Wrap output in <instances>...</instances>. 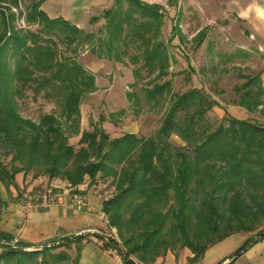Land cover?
I'll use <instances>...</instances> for the list:
<instances>
[{
  "label": "trees",
  "instance_id": "16d2710c",
  "mask_svg": "<svg viewBox=\"0 0 264 264\" xmlns=\"http://www.w3.org/2000/svg\"><path fill=\"white\" fill-rule=\"evenodd\" d=\"M44 1L31 0L24 11L21 0H0V151L11 156L10 167L0 160V182L16 186L21 172L47 176L49 187L59 189H74L87 179L90 185L107 180L114 190L102 211L121 243L95 235L124 264H135L134 257L150 264L178 247L191 250L189 264H195L209 247L233 234L253 233L234 252L228 263L233 264L264 238V229L257 231L264 220V123L232 116L202 88L173 91L167 79L172 55L160 39L165 25L160 4L115 0L89 21L92 26L103 19L102 27L88 31L62 17L50 18L41 9ZM22 17L25 29L16 26ZM207 35L206 28L198 32L196 47ZM132 45L138 53L130 51ZM84 49L98 59L126 63L127 57L135 65L132 87L144 79L143 71L154 76L140 92L127 93L135 116L145 103L152 110L168 103L152 136L126 132L112 137L102 126L104 117L81 131L83 99L99 90L96 76L78 60ZM239 76L244 81L234 88L236 103L249 114L257 113L264 107L261 74ZM27 91L56 102L60 113L44 114L39 121L24 117L19 100ZM214 107L224 110L216 125L209 117ZM126 113L121 109L110 117ZM76 135L79 147L69 141ZM172 136L184 145L173 144ZM54 179L68 186L51 184ZM90 235L27 251V244L7 246L12 235L0 232V264H79L66 250Z\"/></svg>",
  "mask_w": 264,
  "mask_h": 264
},
{
  "label": "rangeland",
  "instance_id": "374dc122",
  "mask_svg": "<svg viewBox=\"0 0 264 264\" xmlns=\"http://www.w3.org/2000/svg\"><path fill=\"white\" fill-rule=\"evenodd\" d=\"M164 8L165 25L162 28L161 41L165 44L172 55L170 76L167 79L172 80V89L175 92H183L189 88H202L209 96L216 99L223 109L240 119L254 118L260 123H264V115L260 109L257 113L249 114L236 101L238 96L234 88L240 85L244 80L239 74H261L264 70V53L259 51L256 43L251 36L249 23L243 22L237 15L240 10L239 3L244 5L247 0H153ZM23 10L31 4V0H21ZM103 19H100L94 25H88V31H97L102 27ZM16 26L17 21H16ZM178 28V29H177ZM208 29V35L200 47H196L195 36L202 29ZM36 29V27H32ZM247 31V34L245 33ZM182 36V38H181ZM60 50L64 45L59 43ZM132 53H138L137 48L130 46ZM246 52L248 56L240 55ZM97 57L89 50L84 49L79 53L78 60L87 65L97 61ZM104 60L101 72H106L99 81V90L86 94L81 105V131L91 128V125L97 124L101 117L105 118L102 126L112 137H118L127 131H138V135L146 137L152 136L159 128L163 113L168 103L159 110H152L145 103L144 111L135 116V108L127 98L129 91L140 92L143 85L154 76H149L147 71H143V80L139 81L136 87L131 85L136 81L134 76L135 65L121 63L111 59ZM88 68V67H87ZM111 72V78L109 73ZM189 77V80H187ZM20 112L26 118L39 121L40 117L48 113H60V107L54 101L47 100L43 94L34 97L31 91H27L26 97L19 100ZM121 109L127 110L125 115H117L111 119L110 114L116 113ZM219 107L209 113L213 124H218L224 116V110ZM137 110V109H136ZM119 124H116V123ZM80 135L70 137V143L79 147L78 141ZM171 141L175 145H184L177 136H172ZM0 160L3 164L10 167L11 156H4L0 151ZM19 173V183L16 186L6 187L0 182V215L6 211L7 207H17L21 204L24 194L43 190L49 187L47 176L40 175L34 177L33 172L25 174ZM23 179V180H22ZM22 180V181H21ZM97 187L94 191L97 194H103L104 197L111 196L114 188L110 182L95 183ZM77 190V189H75ZM3 198L6 200L2 199ZM83 198L87 201L85 195ZM84 212V211H83ZM86 214L85 216H87ZM79 218L82 214L78 215ZM90 216V215H88ZM96 218L99 219V216ZM106 225L107 231H103V236L109 239L116 238L115 231ZM264 229V220L257 231ZM101 231H99V234ZM245 233H236L233 243H226L225 256L231 257L233 253L242 245L243 241L253 235L247 233L245 239L236 240ZM101 235V234H100ZM235 235V234H234ZM63 239L53 241V243H62ZM101 243L104 240H100ZM105 242H107L105 240ZM185 248H176L180 251ZM2 248L0 247V252ZM57 249L54 253L59 252ZM64 250V248L62 249ZM72 255L76 254L75 249ZM71 256V255H70ZM71 258V257H70ZM74 260V259H71ZM64 263V264H69Z\"/></svg>",
  "mask_w": 264,
  "mask_h": 264
},
{
  "label": "crops",
  "instance_id": "0c3cea01",
  "mask_svg": "<svg viewBox=\"0 0 264 264\" xmlns=\"http://www.w3.org/2000/svg\"><path fill=\"white\" fill-rule=\"evenodd\" d=\"M149 4H156L153 0H143ZM115 0H45L41 9L50 17H62L72 22L82 29H87L89 21L92 17L101 16L104 10L113 7ZM240 10L237 11L238 17L245 23H249L251 28V36L256 43L259 51L264 53V0H247L242 5L239 3ZM247 34V31L245 32ZM104 60L94 61L93 64L87 65V69L96 76V84L99 86L100 79L108 75L101 72ZM111 72L109 78H111ZM262 81L264 85V70L262 72ZM116 124H119L118 122ZM127 133L138 134V131H127ZM19 174L15 180L18 185ZM23 173L22 177H24ZM23 180V179H22ZM21 180V181H22ZM98 182H109L101 180ZM96 182V183H98ZM53 185L58 187H67L65 181L54 179ZM97 185L89 184L87 179L83 184L75 187L85 195L87 199V208L77 211L71 206L51 205L39 209L20 210L18 207H7L6 211L0 215V232L12 235V239H18L20 244H27L32 248L44 246L47 243L72 238L81 234H93L87 236L82 243L73 242L71 247L67 249L70 259L78 257L79 264H124L121 255L114 249L105 250L101 241L95 234L103 235V231H107V216L102 211V203L108 197L103 194H97L95 188ZM4 202L6 200L3 198ZM82 216L79 218L78 215ZM86 214L90 216H85ZM99 216V219L96 218ZM109 227V226H108ZM236 234L228 237L224 241L217 243L208 248L203 258L195 264H228L232 260L231 257L225 256L224 252L227 248L226 243H233L232 240ZM246 238V233L236 238L237 242ZM230 239V240H229ZM229 240V241H228ZM246 240V239H245ZM228 241V242H226ZM244 242V241H243ZM80 251L78 252V248ZM75 249L76 254L72 255ZM62 250V248H61ZM234 254V253H233ZM194 254L188 248L180 251H168L165 255L159 256L150 264H189V259ZM135 264H145L137 258H133ZM233 264H264V238L256 241L248 250L239 256Z\"/></svg>",
  "mask_w": 264,
  "mask_h": 264
},
{
  "label": "built area",
  "instance_id": "2783aa9c",
  "mask_svg": "<svg viewBox=\"0 0 264 264\" xmlns=\"http://www.w3.org/2000/svg\"><path fill=\"white\" fill-rule=\"evenodd\" d=\"M13 10L16 13H18L17 9H13ZM17 25L18 28L20 29H25L28 27L24 17L17 19ZM55 204L71 206L75 208L77 211H81V212L84 211L88 205L87 201L83 198V194L80 191L71 188L59 189V188L48 187L43 190H37L35 192H29L24 194L21 204L18 205L17 207L20 210H31V209H39L42 207L46 208ZM113 230L115 231L116 238L112 236L111 239H116L119 243H121L117 236L116 229ZM105 240L108 242L110 239L108 237L107 238L105 237ZM5 244L13 248L20 247V243L18 239H13L9 242H5ZM52 244L54 243L50 242L45 245L51 246ZM42 249L43 246H37L36 248H32V247L25 248V250L27 251L42 250Z\"/></svg>",
  "mask_w": 264,
  "mask_h": 264
},
{
  "label": "water",
  "instance_id": "95a60500",
  "mask_svg": "<svg viewBox=\"0 0 264 264\" xmlns=\"http://www.w3.org/2000/svg\"><path fill=\"white\" fill-rule=\"evenodd\" d=\"M34 248H36V247H34Z\"/></svg>",
  "mask_w": 264,
  "mask_h": 264
}]
</instances>
